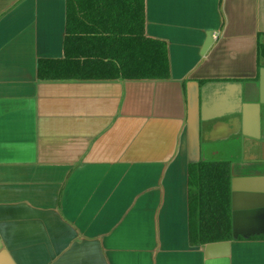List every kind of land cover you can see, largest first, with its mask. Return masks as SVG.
<instances>
[{"label":"crops","instance_id":"crops-1","mask_svg":"<svg viewBox=\"0 0 264 264\" xmlns=\"http://www.w3.org/2000/svg\"><path fill=\"white\" fill-rule=\"evenodd\" d=\"M64 27L0 0V264H264V0H145L165 79L40 77Z\"/></svg>","mask_w":264,"mask_h":264},{"label":"trees","instance_id":"trees-1","mask_svg":"<svg viewBox=\"0 0 264 264\" xmlns=\"http://www.w3.org/2000/svg\"><path fill=\"white\" fill-rule=\"evenodd\" d=\"M144 28L145 0H65L63 55L41 59L38 74L51 79H165L169 76L166 46L147 36ZM200 173L189 193L190 210L196 209L191 224L196 240L210 236L202 226L208 205L203 191H214L216 184L215 179H206L205 171Z\"/></svg>","mask_w":264,"mask_h":264}]
</instances>
